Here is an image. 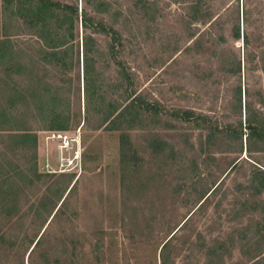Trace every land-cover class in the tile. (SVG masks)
<instances>
[{"label":"rangeland","instance_id":"1","mask_svg":"<svg viewBox=\"0 0 264 264\" xmlns=\"http://www.w3.org/2000/svg\"><path fill=\"white\" fill-rule=\"evenodd\" d=\"M56 1L65 49L0 0V264H264V0Z\"/></svg>","mask_w":264,"mask_h":264},{"label":"trees","instance_id":"2","mask_svg":"<svg viewBox=\"0 0 264 264\" xmlns=\"http://www.w3.org/2000/svg\"><path fill=\"white\" fill-rule=\"evenodd\" d=\"M5 8L8 9L9 6L15 5L17 12L22 13L24 19L30 23V26L36 28L39 33L38 36L41 38L48 49H65L66 37L68 36L69 40H73V30H74V21L78 19V11L76 7L71 5L62 4L56 0H3ZM198 13V11H197ZM202 17V16H201ZM193 19V18H192ZM191 19V21H192ZM194 20V19H193ZM51 22V23H50ZM193 22V21H192ZM55 23L57 25L56 30L60 31V34L56 35L55 39L49 37L48 31H50V25ZM81 26L83 29L82 36V47H83V80L85 82V95L90 97V73H91V59L89 58L90 53L93 49V43H95L92 35H104L110 38L111 44L109 49H115L116 45L120 44V35L119 33L104 24L103 21H94L92 18L88 17L86 14L81 16ZM64 34V35H63ZM235 39L239 40L241 38L239 29L236 30ZM243 42L247 45V38L243 36ZM56 45H51L50 41H53ZM9 43L7 40L0 41V60L4 56L6 46ZM57 52V51H55ZM58 53V54H57ZM55 55H59V61L64 63V52L59 50ZM264 72V65L262 67ZM135 101L132 99L127 103L116 116V119L125 117L126 114L134 110ZM126 113V114H125ZM130 115V114H129ZM183 120H187L184 117ZM251 135L255 137H262L264 133L263 128H258L252 125L250 119H248V125L246 126ZM242 132H239V138L241 139ZM259 184L256 185V192H260L261 188L264 187V171L257 170L255 172ZM263 234V235H262ZM257 235L264 237V230L258 231ZM256 235V236H257ZM258 237V236H257ZM168 243V242H167ZM165 243L162 247V250L166 247ZM164 260V258H162Z\"/></svg>","mask_w":264,"mask_h":264},{"label":"built area","instance_id":"3","mask_svg":"<svg viewBox=\"0 0 264 264\" xmlns=\"http://www.w3.org/2000/svg\"><path fill=\"white\" fill-rule=\"evenodd\" d=\"M61 138V137H60ZM63 138V137H62ZM76 141V140H75ZM73 139L72 140H67L66 138L64 139V144L62 145V148L63 149H67V148H69V149H72L73 147H74V145H73V143L75 142ZM72 145H73V147H72ZM78 159V157H76V155H74V158H73V161H75V160H77ZM73 161H72V163H73Z\"/></svg>","mask_w":264,"mask_h":264}]
</instances>
